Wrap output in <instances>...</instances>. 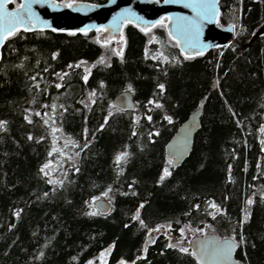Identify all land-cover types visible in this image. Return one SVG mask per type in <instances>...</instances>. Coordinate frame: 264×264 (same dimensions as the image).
I'll use <instances>...</instances> for the list:
<instances>
[{
	"label": "trees",
	"instance_id": "1",
	"mask_svg": "<svg viewBox=\"0 0 264 264\" xmlns=\"http://www.w3.org/2000/svg\"><path fill=\"white\" fill-rule=\"evenodd\" d=\"M18 3L12 0V5ZM216 21L231 24L238 42L202 55L193 50L188 60L165 27L145 34L134 23L122 30L123 56L111 54L106 64L99 63L102 46L94 32L21 31L4 43L0 120L8 123L7 131L0 132V264H87L106 247H111L107 264H197L193 255L167 247L170 236L185 224L209 225L220 237L237 240L242 232L245 243L236 248V257L243 264H264V152L259 132L264 125V34L240 46L264 22V0H219ZM53 53H58L55 60ZM161 53L176 62L153 59ZM80 61L85 62L80 68L67 67ZM85 68L91 70L87 83L81 79ZM65 72L69 75L61 81L57 74ZM57 83L62 87L57 89ZM160 83L165 85L163 94H158ZM129 85L137 108L118 112L112 99ZM92 91L94 98L89 96ZM198 107L200 128L189 156L158 183L169 167L166 142ZM109 111L113 115L98 131ZM35 112L55 117L61 129L55 140ZM164 115L173 122L163 120ZM150 132L160 135L149 137ZM54 145L58 151L49 156ZM121 152L128 153L127 160L117 166L115 157ZM45 163L51 165V178L63 180V186L47 183L39 171ZM109 187L112 191L105 197ZM93 197L110 198V211L85 215L90 210L85 201ZM248 198L254 201L250 206ZM211 202L224 215L213 219ZM142 203L140 218L147 228L132 219ZM18 210L19 218L14 215ZM245 213L249 215L241 227ZM159 224H167V232L157 234L154 243L148 241V229Z\"/></svg>",
	"mask_w": 264,
	"mask_h": 264
},
{
	"label": "water",
	"instance_id": "2",
	"mask_svg": "<svg viewBox=\"0 0 264 264\" xmlns=\"http://www.w3.org/2000/svg\"><path fill=\"white\" fill-rule=\"evenodd\" d=\"M21 2H26V0H19V3ZM187 2H191V0H182L181 3L169 4H165L163 0H158V2L154 0H115V3H112L111 0L97 3L75 1L76 6L72 9H67L57 7L56 5L60 3L56 0H46L43 6L33 4L32 10L36 12L41 20L47 21L48 26L44 30L55 28L58 31L80 32L79 30L85 27L89 31H94L97 27H104L108 29L105 32L106 38L115 37L121 32L125 22L117 21L113 23V18L123 9H130L135 14L134 16L128 17V19L140 27H147V22H155L163 16H169L172 17V20L170 23L168 22V32H171V37L176 43L179 41V50L186 54H191L193 50L204 53L213 47L224 46L229 42H238L234 37L233 26L231 24L220 26L216 21L219 13V0H215V9L209 10L211 20L204 19L199 21L198 33L191 27L190 21L199 18L197 13L191 8L184 7V3ZM208 2L212 3L213 0H208ZM88 5H96V7L90 8ZM7 11H16V6L12 5V0L7 7ZM136 17H140L141 19L137 20ZM178 18H187V20ZM262 34H264V22L256 28L250 39L240 46L246 47L253 39ZM186 40L194 41L195 43L189 48L185 44ZM1 48L2 46H0V57ZM125 96H127V104L124 102ZM112 103L116 108H124V111H135L137 108L133 93H126L125 90L117 93L113 97ZM200 118L201 107H198L178 124L176 130L166 142L164 146L166 159H170L173 155L177 156L174 167L180 166L189 156L195 134L200 128ZM189 131L191 135H188ZM186 136L187 142L185 145ZM181 148H183L182 155L179 154ZM96 210L103 213L102 215L107 214L110 211V203L105 198L100 197L96 201ZM225 238L227 237H220L212 231L201 235H194L189 241L188 248L190 252H195L198 250L197 242H203L207 253L204 257L203 264H215L212 253L217 243ZM148 240H151V236L148 237ZM194 257L196 260L198 259L197 256ZM232 259L234 264H243L236 257L235 251L233 252Z\"/></svg>",
	"mask_w": 264,
	"mask_h": 264
},
{
	"label": "snow or ice",
	"instance_id": "3",
	"mask_svg": "<svg viewBox=\"0 0 264 264\" xmlns=\"http://www.w3.org/2000/svg\"><path fill=\"white\" fill-rule=\"evenodd\" d=\"M11 2V0H0V46H3L4 43L6 41H9L11 38L16 37L21 31L23 32H29V31H35V32H43L44 29L48 26L47 21L41 20L38 15L36 14V12H34L32 10V5L33 4H40L41 6H43L46 3V0H26V2H21L19 4L16 5V11L14 12H9L7 11V7L9 5V3ZM112 3H115V0H111ZM156 2H158V0H156ZM163 2L165 4H169V3H181L182 0H163ZM57 7H63V8H67V9H72L74 8L75 5V0H61V3L59 5H56ZM88 7L90 8H94L96 7V5H88ZM184 7L187 8H191L194 12L197 13V16L199 19L197 20H193L190 21V25L192 28H194L197 33L199 30V21L200 20H211V15H209V10L212 9L214 10L216 7V3L215 0H213L212 3H209L208 0H191V2H187L184 3ZM135 14L131 12L130 9H123L120 13H118L114 18H113V23H116L117 21H123L125 23H132V21L130 19H128V17L134 16ZM137 20L141 19L140 17H136ZM178 19H184L187 20V18H178ZM172 17L169 16H163L160 19L156 20L155 22H147V27H141L140 31L147 34L152 28H156V27H167V23L166 22H171ZM39 25V27H38ZM53 32L57 31V29L52 28L51 29ZM82 34H84L85 36L88 34L89 29L87 27L82 28L79 30ZM108 31L107 28L104 27H97L96 28V32L97 33H103ZM75 32H71L69 33V35H75ZM171 32L169 33V36L171 38ZM124 41V36H123V32L121 31L120 34V38H119V42H123ZM101 41L99 39H97V43H100ZM104 45H108L110 43L109 39H105L104 40ZM195 42L194 41H185V44L191 48L193 46ZM177 45H179V41H177ZM114 54L117 56H123V49H119L116 50L114 49ZM184 55V59L188 60V59H192L193 56L186 54V53H182ZM202 51H196L195 55H202ZM58 56V53H53L52 54V59L55 60ZM153 59H159L160 62L162 63H170V62H176V61H169V59L166 56H163V54L161 53L159 56H154ZM84 61H80L79 63L72 65L69 64L67 67L69 69H73V68H80L82 64H84ZM100 64H106L104 58H101L99 61ZM109 66V65H106ZM45 71H47V69H45ZM85 74L81 77V79L87 83L88 79H89V75L91 73V70L88 68L84 69ZM69 75V73L65 72V73H58L57 76L58 78L63 81L65 79V77H67ZM33 80L36 79V77H32ZM36 87H39V85H36ZM55 87L57 89L62 87V84L57 83L55 85ZM100 87L103 88L104 84L103 82L100 83ZM158 89H159V93L158 94H163L165 92V85L163 83H160L157 85ZM126 93H132L133 89L132 86L129 85L126 88ZM96 95L95 91H92L89 96L90 98H94ZM33 102H35V100H33ZM93 103H95V100H92ZM125 104H127V96H125ZM155 103V107L156 108H162L163 105H161L158 102H154L153 100H149L148 104H154ZM86 107L88 105H85ZM43 107L48 108V105H44ZM110 108H112L113 106L110 105ZM52 111L55 112L56 111V105H52L51 106ZM66 110V109H65ZM124 108L121 107H117V111L118 112H122L124 111ZM231 111V109H230ZM35 116L37 117H42L44 119V124L46 126H48L51 129V134L54 137L55 140V136L56 133H59L61 131L60 128L56 127V120L55 117H50L49 114L47 112L43 113V116L40 112H35L34 113ZM113 113L111 111H109L108 115L104 117V124H101L99 129H97L98 131L103 130L105 125L108 123V119L110 116H112ZM233 116H235V113H233ZM46 117V118H45ZM25 120L31 124L33 121L30 118V116L26 115ZM146 120L151 123L153 120V117L151 115L146 116ZM163 120L167 121L169 124H171L172 121V117L169 115H164L163 116ZM135 123H138V120H134ZM7 121L6 120H0V132H6L7 131ZM238 126H239V122H237ZM259 132L261 133V138H260V144L262 145L261 147V151L264 152V125H261L259 128ZM84 135H85V142L83 144V148H87L89 141L87 140V135H88V129L85 128L84 129ZM132 135H136V132L134 131L132 133ZM160 135L159 132H150L149 133V137L151 136H158ZM188 135H191V132H188ZM29 140H32L33 137L30 135L28 136ZM41 139H43V137H41ZM39 142V141H37ZM187 142V136L185 137V145ZM73 147H78V145L75 144V142H73L72 144ZM83 150V149H81ZM58 150L55 148V145L53 146V150L51 152H49V156H52L54 152H57ZM59 154L61 156H64V153L62 151L59 152ZM179 154L182 155L183 154V148L180 149ZM77 155H79V153H77ZM127 156L128 153L127 152H121L120 154H118L115 157V163L117 164V166L120 165L121 161H125L127 160ZM68 159H71V157H68ZM177 159L176 155H173L170 159H168L167 164L169 167H166L163 169L162 174L159 177V182H163L167 177H169L171 175L170 172V168L175 166V160ZM51 165L50 163H45L44 165L41 166V168L39 169L40 173H43V175L45 177H48L47 179V183L49 184H56L58 186H63V180H59V181H54L51 176L50 173L48 171V169H50ZM73 167L75 168L76 172H79V168L75 167V165H73ZM231 169H232V165H228V171L229 173H231ZM229 180H231V176L229 175ZM133 183H135V181H133ZM129 187H131V185H129ZM112 189L109 187V189L107 190V192H105L103 195L105 197H108V192H111ZM48 193H44V196H47ZM133 195H135V193H133ZM100 199L99 197H93V199L91 201H85V204L88 206V208L90 209L89 211L85 212V215L88 216H97V215H101L103 213L99 212L96 210V201ZM225 199H227V197H225ZM261 199H264V195H262ZM111 202L110 198H109V203ZM254 203V201L251 198H248L246 200V204L247 205H252ZM211 209H214V212H210L209 215L212 216L213 219H216L217 215H224L223 210L220 208L219 205H217L215 202H211L208 205ZM144 207V204H140L139 208L136 211V214L132 217L133 220H139L140 226L141 228H147V225L145 224L144 220L140 218V211L139 209H142ZM197 209L200 207L199 205L195 206ZM244 211V210H242ZM15 216H17L19 218L20 216V211H16L14 213ZM249 215V213H245V219H242L240 221V225L241 227L243 226V224L246 222V218ZM125 227H128V225L126 224ZM162 226H158L155 229H148V234L151 235V233L153 231L155 232H159L161 230ZM207 227V226H206ZM194 233L196 231H200L203 232V229H191ZM185 232V229H180V234L181 237H183ZM153 243L155 242L154 240L152 241ZM245 243V237L243 236V233L241 232L239 234V240L236 239V237H227L222 241H219L216 245L215 250L212 253V257L215 261V264H234V261L232 259L233 257V252L235 251V249L237 247H239L240 245ZM198 244V250L195 252H189V249L186 247L181 246V241L177 240L176 243H168L167 247L168 248H177L178 251L180 253L183 254H187V255H193V256H197V264H203L204 261V257L206 256V251H205V245L203 242H197ZM147 249L145 248V251ZM111 254V247L105 251H101L99 253V264H107L106 262V256ZM41 256H43V252H41ZM39 259V257H37ZM137 259H143V257H137ZM87 264H94L93 260H89L87 262ZM119 264H125L124 260H121L119 262Z\"/></svg>",
	"mask_w": 264,
	"mask_h": 264
},
{
	"label": "rangeland",
	"instance_id": "4",
	"mask_svg": "<svg viewBox=\"0 0 264 264\" xmlns=\"http://www.w3.org/2000/svg\"><path fill=\"white\" fill-rule=\"evenodd\" d=\"M167 23V27L166 29L168 30V22ZM149 32H152V29L149 31ZM148 32V33H149ZM120 34L121 32L116 35L115 37H111V38H106V33L103 32V33H97L96 31L94 32V39L97 41V39H99L101 42L99 43L101 46H102V56L100 57L101 58H104V60L106 61L109 56L111 54H114V49L116 50H119L121 48H123V44H124V41L123 42H119V38H120ZM153 34V33H152ZM105 39H109L110 40V43L108 45H104V40ZM99 59V61H100ZM158 226H162L161 227V230L159 232H155L153 231L151 233V235L148 234V232L146 233V237L148 238L149 236H151V240L159 233H163L164 232H167L166 229L169 227L167 224H159V225H156V227L152 228V229H155L157 228ZM180 229H185V232H184V235L183 237H181V234H180ZM179 229L178 233L174 234V235H171L170 238H169V243L171 242H174L176 243L177 240H180L181 241V246L183 247H187L188 244H189V241L190 239L194 236V235H198V234H203V233H206V232H211V229L209 228V225H207V227H196V226H192V225H188V224H185V225H182L181 228ZM191 229H203V232H200V231H196L195 233L191 230ZM110 247H106L105 249H103L102 251H105L107 249H109ZM107 257V256H106ZM106 259V258H105ZM90 260H93L94 261V264H99V254L97 256H95L94 258H91ZM107 260V259H106ZM89 261V260H88Z\"/></svg>",
	"mask_w": 264,
	"mask_h": 264
},
{
	"label": "flooded vegetation",
	"instance_id": "5",
	"mask_svg": "<svg viewBox=\"0 0 264 264\" xmlns=\"http://www.w3.org/2000/svg\"><path fill=\"white\" fill-rule=\"evenodd\" d=\"M76 1H77V0H76ZM57 2H58V1H57ZM59 3H61V2H59ZM125 24H126V23H125ZM125 24H124V25H125ZM123 28H124V26H123ZM123 28H122V30H123ZM122 30H121V31H122ZM57 31H58V30H57ZM95 31H96V30H94V31H88V32H95ZM167 31H168V30H167ZM64 32H67V31H64ZM174 41H175V40H174ZM175 42H176V41H175ZM176 44H177V43H176ZM177 46H178V45H177Z\"/></svg>",
	"mask_w": 264,
	"mask_h": 264
}]
</instances>
